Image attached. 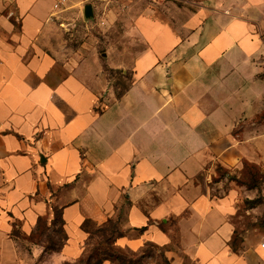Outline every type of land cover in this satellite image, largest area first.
Wrapping results in <instances>:
<instances>
[{
    "label": "crops",
    "instance_id": "1",
    "mask_svg": "<svg viewBox=\"0 0 264 264\" xmlns=\"http://www.w3.org/2000/svg\"><path fill=\"white\" fill-rule=\"evenodd\" d=\"M54 2L0 0V264L13 224L29 233L54 206L69 246L114 218L117 243H154L167 264H260L261 246L229 244L243 185L209 183L264 168V0L134 5L138 46L102 58L84 30L76 48L65 36L83 7Z\"/></svg>",
    "mask_w": 264,
    "mask_h": 264
},
{
    "label": "rangeland",
    "instance_id": "2",
    "mask_svg": "<svg viewBox=\"0 0 264 264\" xmlns=\"http://www.w3.org/2000/svg\"><path fill=\"white\" fill-rule=\"evenodd\" d=\"M115 0L105 8L93 10L91 18H85L83 13L74 16L66 21L72 22L69 31H66V38L71 41L73 48H76L83 41L82 31L87 35L92 50L103 57L107 51L114 53L124 51L125 47H137L138 39L129 33V22L132 19V6L137 5L136 15L141 12L148 0ZM65 6V5H64ZM76 8V7H75ZM60 20V26L64 28ZM74 21V22H73ZM113 81L120 78L119 83L122 89L127 84L118 71H111ZM119 82V81H117ZM249 174L245 170H228L221 168L209 183L211 194L223 195L231 184L229 179L235 177L244 186L236 187L238 192L235 201V210L231 215V221L235 225L236 236L232 242L235 250H242L245 247L264 243V168L254 164L247 165ZM221 183H215L217 181ZM254 199L255 203L247 200ZM54 206L53 214L41 217L38 225L33 227L29 233L24 232L21 226L14 230L15 257L5 264H149L151 261L158 264L169 263L165 256L164 249L154 243L147 242L141 249L135 251L127 243H117V236L123 228L121 221L111 219L103 224H89L87 236L80 241L68 245V236L62 224L60 214ZM56 210V211H55ZM123 217L124 215H120ZM122 220V224H123ZM261 248V247H260ZM260 264H264V248Z\"/></svg>",
    "mask_w": 264,
    "mask_h": 264
},
{
    "label": "trees",
    "instance_id": "3",
    "mask_svg": "<svg viewBox=\"0 0 264 264\" xmlns=\"http://www.w3.org/2000/svg\"><path fill=\"white\" fill-rule=\"evenodd\" d=\"M247 165H251V163H249V162H244L243 163V166H242V169L243 170H245V175L247 174H249V172H248V170H249V168H248V166ZM218 169H221V167H218ZM229 181H236V183H238V184H241V185H246L245 183H241V182H239L235 177H231L230 179H229ZM247 201H250V202H252V203H255V200L254 199H251V200H247ZM58 210V212H59V214H60V218H61V221H62V224H63V220H62V215H61V210L60 209H57ZM56 211V210H55ZM41 220V218H39L38 219V221H37V223H36V226L38 225V222ZM108 222H110L111 221V219H109V220H107ZM92 224V222H90V221H88V220H86V221H84V223H83V228H85V229H87V226L89 225V224ZM19 226L16 224V223H14L13 224V229H12V231H11V233H10V235H11V238H13L14 239V230L16 229V228H18ZM235 234L233 235V239L230 241V246H231V248L233 249V247H232V242H233V240H234V238H235V236H236V230H235V232H234ZM120 264H125V263H120Z\"/></svg>",
    "mask_w": 264,
    "mask_h": 264
},
{
    "label": "built area",
    "instance_id": "4",
    "mask_svg": "<svg viewBox=\"0 0 264 264\" xmlns=\"http://www.w3.org/2000/svg\"><path fill=\"white\" fill-rule=\"evenodd\" d=\"M67 1L68 0H55L53 4V9L55 10L61 9L67 3ZM114 1L115 0H76V3H78L82 7H84L85 5H90L92 9H94L98 5L108 4ZM260 246L264 248V243H261Z\"/></svg>",
    "mask_w": 264,
    "mask_h": 264
},
{
    "label": "water",
    "instance_id": "5",
    "mask_svg": "<svg viewBox=\"0 0 264 264\" xmlns=\"http://www.w3.org/2000/svg\"><path fill=\"white\" fill-rule=\"evenodd\" d=\"M83 15L85 18H91L93 16L92 7L90 5H85L83 7Z\"/></svg>",
    "mask_w": 264,
    "mask_h": 264
}]
</instances>
